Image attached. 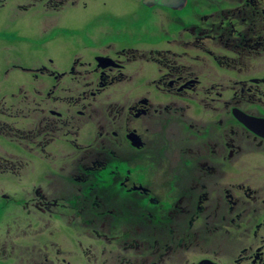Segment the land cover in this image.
I'll return each instance as SVG.
<instances>
[{"label":"flooded vegetation","instance_id":"flooded-vegetation-1","mask_svg":"<svg viewBox=\"0 0 264 264\" xmlns=\"http://www.w3.org/2000/svg\"><path fill=\"white\" fill-rule=\"evenodd\" d=\"M141 3L191 12L179 51L110 44L64 70L16 67L32 87L0 100V135L53 170L24 202L38 231L16 261L58 264L40 259L41 243L55 245L41 216L75 214L82 223L68 225L96 241L81 244L82 264H182L201 238L209 255L195 264H264V0ZM206 59L209 78L196 68ZM218 88L232 99L211 109L199 96ZM28 167L0 148V176L21 179Z\"/></svg>","mask_w":264,"mask_h":264},{"label":"rangeland","instance_id":"rangeland-1","mask_svg":"<svg viewBox=\"0 0 264 264\" xmlns=\"http://www.w3.org/2000/svg\"><path fill=\"white\" fill-rule=\"evenodd\" d=\"M70 1L60 10L56 9L61 5L54 8L55 10H49L54 7L56 0L52 2L51 0H5L0 4V100L5 96L13 97L21 86L32 87L34 77L16 67L32 69L36 65L51 66L50 60H52L58 69L64 70L71 66L77 55L89 60L99 53L100 49L110 44L125 48L179 51L181 40L175 41L186 39L192 28L190 19L192 21L195 19L191 18L190 11L177 13L159 7L150 9L145 7L141 0ZM204 1L200 0V2ZM73 3L75 5H72ZM24 7L30 9L23 11ZM86 38H89V42L85 40ZM190 38L193 39V36ZM207 62H209L207 59L205 62H198L196 68L198 72L203 68L206 77L209 78V68L205 65ZM208 81L204 80L206 88L211 87ZM220 82L216 80V83ZM237 89L240 90L239 87ZM206 91L208 93L199 96L200 99L207 100L205 104H214L220 98H231V94L229 97L226 90L220 88L212 91L206 89ZM31 94V92L27 93V101L33 100ZM193 97L196 98V95ZM216 104L217 101L210 108L218 107ZM169 114L177 115L174 112ZM157 135L162 134L158 132ZM0 148L22 154L28 159L29 165L33 166L27 168L28 175H23L21 179L0 176V246L7 244L9 249L6 258H3L0 252V264H20L16 261L22 257L20 248L31 245L27 242L32 241L38 231V216L28 215L23 209L24 202L31 188L39 183V179L43 186L48 187L47 180L43 178L53 170L47 162L38 159L33 153L17 143L8 141L2 135H0ZM2 190H5L8 198L2 196ZM41 217L49 223V226L44 228L46 238L55 245L46 248L44 243H41L40 259L44 261L50 258L52 261L56 260L58 264H68L63 263L65 259L71 262L70 264H82L79 254L81 244L86 243L85 246L88 247L90 244L95 245L96 241L90 234L85 236L77 224L68 225L71 221L74 222V218H77L74 223H82L77 215L65 218L55 215L51 219H45L46 216ZM77 227L79 228L75 230ZM44 232L41 230V235ZM8 240L14 242L16 249L13 253L14 245L8 244ZM208 249L209 243L204 242L202 238L199 245L196 244V249L192 245L186 246L182 264H195L196 261L209 255ZM29 255L31 252H24L23 257L28 258ZM132 256L136 257L132 254L130 258H134ZM145 256H148V252ZM226 261L231 263L232 260L226 258Z\"/></svg>","mask_w":264,"mask_h":264},{"label":"water","instance_id":"water-1","mask_svg":"<svg viewBox=\"0 0 264 264\" xmlns=\"http://www.w3.org/2000/svg\"><path fill=\"white\" fill-rule=\"evenodd\" d=\"M154 0H144V3L145 4H149V3H152ZM167 0H162V3H164V2H166ZM183 4L185 5L186 4V1H183ZM235 113L238 115V117H239V119L243 122V120H245L244 119V117L241 115V113L240 112H237V111H235ZM239 113V114H238Z\"/></svg>","mask_w":264,"mask_h":264},{"label":"trees","instance_id":"trees-1","mask_svg":"<svg viewBox=\"0 0 264 264\" xmlns=\"http://www.w3.org/2000/svg\"><path fill=\"white\" fill-rule=\"evenodd\" d=\"M5 0H0V4H2V2H4ZM51 2H52V0H51ZM68 2H71L70 0H61L60 2H58L57 0H56V2L54 3V4H59V6L62 8L64 5H66Z\"/></svg>","mask_w":264,"mask_h":264}]
</instances>
